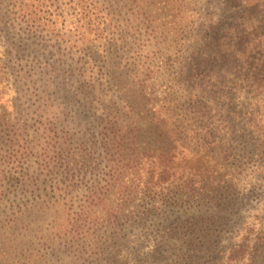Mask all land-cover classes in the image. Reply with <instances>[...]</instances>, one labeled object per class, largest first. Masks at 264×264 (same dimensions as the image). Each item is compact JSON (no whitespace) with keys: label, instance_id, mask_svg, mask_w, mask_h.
Returning <instances> with one entry per match:
<instances>
[{"label":"rangeland","instance_id":"obj_1","mask_svg":"<svg viewBox=\"0 0 264 264\" xmlns=\"http://www.w3.org/2000/svg\"><path fill=\"white\" fill-rule=\"evenodd\" d=\"M227 9L0 0V264H264V109L245 130L236 90L203 115L180 74Z\"/></svg>","mask_w":264,"mask_h":264},{"label":"trees","instance_id":"obj_2","mask_svg":"<svg viewBox=\"0 0 264 264\" xmlns=\"http://www.w3.org/2000/svg\"><path fill=\"white\" fill-rule=\"evenodd\" d=\"M234 2L235 0H227L228 13L222 18L219 30L215 29L219 24L201 26L199 32L201 43L192 51L189 61L183 63L180 74L187 85L185 87L189 102L201 105L200 112L203 115L207 113L203 109L206 101L215 97L222 99L224 95L229 98L228 93L236 90L239 93L249 92L245 101L238 102L236 113L241 116L239 119L243 121L245 130L248 128L256 130L258 111L264 109V0L250 2L253 10L251 17L245 13L244 4V10L239 9V13L236 14L237 18L231 16ZM239 8H242L240 4ZM214 45L219 46L217 50L212 49ZM74 73L76 69L69 72L70 78ZM231 74L238 75L239 80L231 83L230 90L225 91L226 81ZM79 75L80 78L74 82L79 84L77 88L81 92H86L93 84H90L86 76L83 77V71ZM62 82L60 80V90L64 93L69 92L64 89ZM86 97L92 98L89 95ZM203 138L208 142L214 139L212 133H205ZM162 156L164 158L158 173L159 181L167 180L170 174L171 156L168 154ZM254 263L253 256L249 264ZM222 264H228V261L222 259Z\"/></svg>","mask_w":264,"mask_h":264}]
</instances>
